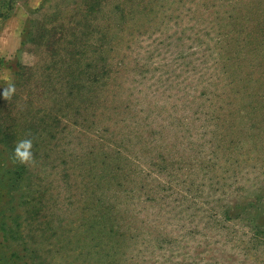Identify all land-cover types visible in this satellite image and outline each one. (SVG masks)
Returning a JSON list of instances; mask_svg holds the SVG:
<instances>
[{
	"label": "rangeland",
	"instance_id": "rangeland-1",
	"mask_svg": "<svg viewBox=\"0 0 264 264\" xmlns=\"http://www.w3.org/2000/svg\"><path fill=\"white\" fill-rule=\"evenodd\" d=\"M2 167L0 264H264V0H0Z\"/></svg>",
	"mask_w": 264,
	"mask_h": 264
},
{
	"label": "trees",
	"instance_id": "trees-1",
	"mask_svg": "<svg viewBox=\"0 0 264 264\" xmlns=\"http://www.w3.org/2000/svg\"><path fill=\"white\" fill-rule=\"evenodd\" d=\"M0 169H1L0 176H1V175H5V170H6L5 167H2V168H0ZM0 180H1V179H0Z\"/></svg>",
	"mask_w": 264,
	"mask_h": 264
},
{
	"label": "clouds",
	"instance_id": "clouds-1",
	"mask_svg": "<svg viewBox=\"0 0 264 264\" xmlns=\"http://www.w3.org/2000/svg\"><path fill=\"white\" fill-rule=\"evenodd\" d=\"M24 145H25L26 147H30V142L25 141V142H24ZM25 155H27V153H25Z\"/></svg>",
	"mask_w": 264,
	"mask_h": 264
}]
</instances>
